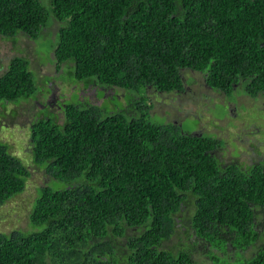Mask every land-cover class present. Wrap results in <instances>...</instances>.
<instances>
[{
	"label": "trees",
	"instance_id": "obj_1",
	"mask_svg": "<svg viewBox=\"0 0 264 264\" xmlns=\"http://www.w3.org/2000/svg\"><path fill=\"white\" fill-rule=\"evenodd\" d=\"M49 17L56 68L68 64L85 86L145 90L113 111L68 95L56 101L61 123L39 101L31 157L63 187L37 190L30 230L0 232V264H198V254L264 264V169L218 161L222 139L155 121L145 95L181 91L182 69L225 95L241 83L263 93L264 0H0V35L36 39ZM47 91L14 55L0 73V121ZM29 174L0 139V205Z\"/></svg>",
	"mask_w": 264,
	"mask_h": 264
},
{
	"label": "rangeland",
	"instance_id": "obj_2",
	"mask_svg": "<svg viewBox=\"0 0 264 264\" xmlns=\"http://www.w3.org/2000/svg\"><path fill=\"white\" fill-rule=\"evenodd\" d=\"M47 25L36 39L19 34L15 40H11L0 35V73L14 55H26L38 85L50 89L44 98L41 92L37 94V98L31 102V111H25L22 106L17 116L12 119L1 118L0 139L9 145L11 153L27 165L30 174L24 190L0 205V232H10L13 229L30 230L29 212L37 190L52 181L44 168L34 164L30 153L29 124L40 107V100L51 101L52 111L57 113V121L61 123L63 113L56 101L64 104L63 98L68 95L71 97L66 102L74 101L75 96H78L79 99L102 104L105 110L113 111L122 110L130 99L139 97L145 90L140 88L125 95L122 89H106L94 84L85 86L82 82L75 81L72 68L67 69L68 64L63 63L60 69L55 67L52 50L49 53L48 51L56 40L58 23L49 17ZM181 74V91L160 92L147 88L145 95L151 104L149 113L155 121L178 123L183 130L190 133L194 128L201 129V132L214 133L223 140V149L219 153L223 160H228L230 153L234 151L233 142L242 153L236 157L240 162L248 160L244 149L248 146L249 139L261 142V147H264V94L250 97L243 91L241 83L231 94L225 95L208 87L201 72L182 69ZM40 80L47 82L42 83ZM76 82L80 84L76 85ZM12 107L11 104L6 106L7 114ZM50 185L53 188L63 187L55 180ZM173 242L174 240L168 245ZM198 258V264H207L201 254H198Z\"/></svg>",
	"mask_w": 264,
	"mask_h": 264
},
{
	"label": "flooded vegetation",
	"instance_id": "obj_3",
	"mask_svg": "<svg viewBox=\"0 0 264 264\" xmlns=\"http://www.w3.org/2000/svg\"><path fill=\"white\" fill-rule=\"evenodd\" d=\"M261 94H264V92ZM47 103L51 105V101H47ZM193 133L200 135L204 134L205 132H201V129L194 128ZM247 143L248 146L244 149V152L246 153V155H248V160L244 159L242 160V162L236 159V157L242 153L238 150L234 142L232 143L234 151L230 153L228 160H223L222 156L219 155L220 150L223 149V146L220 149L215 150L214 153L218 161L224 162L225 164L234 163L242 168L255 165L261 166L264 169V147H261V142L249 139ZM248 248L249 250L252 249L250 245L248 246Z\"/></svg>",
	"mask_w": 264,
	"mask_h": 264
},
{
	"label": "water",
	"instance_id": "obj_4",
	"mask_svg": "<svg viewBox=\"0 0 264 264\" xmlns=\"http://www.w3.org/2000/svg\"><path fill=\"white\" fill-rule=\"evenodd\" d=\"M263 44H264V42H263Z\"/></svg>",
	"mask_w": 264,
	"mask_h": 264
}]
</instances>
